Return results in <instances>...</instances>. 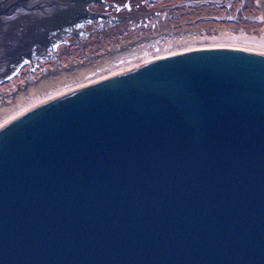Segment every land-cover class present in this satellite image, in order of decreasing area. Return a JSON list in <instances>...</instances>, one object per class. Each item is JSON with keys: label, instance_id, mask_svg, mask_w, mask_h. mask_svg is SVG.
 <instances>
[{"label": "water", "instance_id": "1", "mask_svg": "<svg viewBox=\"0 0 264 264\" xmlns=\"http://www.w3.org/2000/svg\"><path fill=\"white\" fill-rule=\"evenodd\" d=\"M0 264H264V48L151 53L0 120Z\"/></svg>", "mask_w": 264, "mask_h": 264}, {"label": "bare ground", "instance_id": "2", "mask_svg": "<svg viewBox=\"0 0 264 264\" xmlns=\"http://www.w3.org/2000/svg\"><path fill=\"white\" fill-rule=\"evenodd\" d=\"M23 1L25 2L26 0ZM60 1L69 4L73 3L72 0ZM89 1L83 0V4L78 2L71 5V8L63 10L65 12L69 11V14L73 12L79 14V16L70 17V21L63 24V26L65 25L64 28L73 24L77 25L75 30L77 32L76 37L79 40H81V35L86 34L82 26L90 23L92 18L97 17L98 19H102L106 17L105 14L93 12L92 10L85 12L83 5L86 7ZM6 2H12L13 4L11 3V6ZM14 2V0H0V9H5V14L2 16L8 20V25L12 23L17 24L14 26V30L21 33L22 37L14 36L10 29L3 23L0 28V51L4 47L11 49L10 43L13 44L18 39V41H15L18 46L17 49L21 45L20 50H22L24 55L20 57L21 63L18 61L19 59L15 62L12 60L13 67L16 66L13 74L4 76L5 73L0 72V85L4 81L11 82L12 86L9 89L0 90V120L31 111L52 93L79 79L108 76L129 62L151 53L169 49L216 44L264 48V0H254L260 12L254 18L255 21L259 22V27L253 30H247L244 26L237 28L223 23L218 24L213 30H208L206 27L198 26L196 20L192 22L195 25L190 27L188 26L190 19H186L179 22L181 23V27L178 29L172 27L162 34H147L144 37L132 41L121 40L119 44L112 42L100 51L96 50L90 53L82 52L78 57H72L67 59V61H63L54 52L56 46L48 47L43 52L41 48L46 46L42 42H39L43 37L47 38L50 36V39H52L53 25L57 24L47 25V23L43 22L46 19L41 20L40 17H44L37 11L28 10L27 12H23L24 3H18L19 5L16 6ZM183 2L185 1H181V3ZM50 7H53V4ZM185 7H187V4ZM185 10L188 11V8ZM210 18L212 20L228 21L231 19V16L226 12H222ZM27 25L33 30L32 37L28 38L32 41L28 42V44L23 41L28 31ZM56 33L60 35L61 30ZM51 42L52 40L49 42L47 40L45 44L49 45ZM58 44L57 42L56 45ZM50 58L55 60L53 67H38L40 61ZM9 60L10 56H8V53L3 54L0 52V71L2 65ZM21 65H25L27 67L26 70H23L22 67L20 68ZM24 72H30V75L23 79L22 73ZM17 77H21L18 82L16 80Z\"/></svg>", "mask_w": 264, "mask_h": 264}, {"label": "rangeland", "instance_id": "3", "mask_svg": "<svg viewBox=\"0 0 264 264\" xmlns=\"http://www.w3.org/2000/svg\"><path fill=\"white\" fill-rule=\"evenodd\" d=\"M181 1L185 2L181 3ZM184 4H187V7ZM86 7H88L87 10L107 14L108 17L92 18L90 23L82 26L86 34L81 35V40L74 35H69L64 42L56 45L54 52L63 61L78 57L82 52L100 51L112 42L119 44L121 40L132 41L147 34H162L172 27L178 29L181 27L179 22L186 19H190L188 26L195 25L192 22L196 20L198 26L206 27L208 30H213L220 23L237 28L244 26L247 30L259 27V22L254 18L259 14L260 9L254 0H90ZM186 8L188 11L185 10ZM50 11H53V8ZM222 12L230 14L231 19L218 21L210 18ZM42 19H46L43 22L47 24L50 20L52 22L58 20L52 17ZM10 47L13 53H16L17 44L10 43ZM20 60L21 58L18 61ZM54 64L55 60L50 58L40 61L38 67H53ZM21 67L23 70L27 68L25 65ZM22 74L24 79L30 75V72ZM20 79L21 77H17V82ZM2 82L0 90L12 87L11 82Z\"/></svg>", "mask_w": 264, "mask_h": 264}, {"label": "flooded vegetation", "instance_id": "4", "mask_svg": "<svg viewBox=\"0 0 264 264\" xmlns=\"http://www.w3.org/2000/svg\"><path fill=\"white\" fill-rule=\"evenodd\" d=\"M14 1H16V0H14ZM72 1H73V3L69 4L67 2H61L60 0H26L23 4V7H24L23 12H27L28 10L29 11L30 10L31 11H37L39 14L43 15L44 18H46V17L58 18V20H54V22L50 21V23L57 24V25H53L54 30L52 33L53 34L52 37H53V39H56V42L60 43V42H64L69 35H74V36L77 35V32L75 30L77 25H75V24L69 25V27H67V28H64L65 25L63 26L64 23L70 21V17H73V16L76 17V15L79 16V14H76L74 12L72 14H69V11H67V12L63 11L65 9L71 8L70 6L74 5L75 3L80 2L81 4H83V0H72ZM99 1H102V0H99ZM6 3H9V2H6ZM11 3H9V4L12 6L13 3L12 4ZM14 4H15V2H14ZM51 4H53V7H50ZM51 8H53V11H50ZM83 8H85L84 10H87V8L84 5H83ZM1 9H4V8H1ZM51 13H52V16H51ZM105 16L108 17L107 14H105ZM11 25L12 26H11L10 31H11V33H14L15 32L14 23H12ZM28 27L29 26L27 25L28 31H27L26 36H25V38H27V39L32 37V33H33V32H29V30H32V29H31V27H29V28ZM60 30H61V34L57 35L56 32H59ZM46 47L41 48L43 50V52H44V50L46 51ZM21 53H22V50H20L17 53H13V54L10 53L9 54L10 60L5 62L4 65H2V69L6 68V70H8L10 68H13V64L11 63L12 60L14 62L17 61L19 59L18 56L21 55ZM16 54H19V55H16Z\"/></svg>", "mask_w": 264, "mask_h": 264}]
</instances>
